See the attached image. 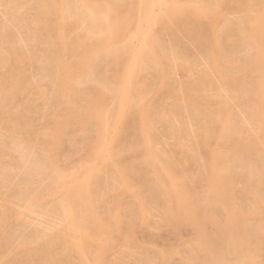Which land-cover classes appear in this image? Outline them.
<instances>
[{"label": "rangeland", "instance_id": "obj_1", "mask_svg": "<svg viewBox=\"0 0 264 264\" xmlns=\"http://www.w3.org/2000/svg\"><path fill=\"white\" fill-rule=\"evenodd\" d=\"M62 1L65 2V6L66 7L68 6L69 11L71 10V12L68 14H64L63 20L61 21L67 26L69 25L72 26V27H69L71 29L70 31H69V28H68V31L66 29L64 30L65 32H64L63 40L61 39V34H60L61 30L53 22L54 18L52 17V15H49V13L47 14V12L43 11L42 7L44 6V4H46L45 0H0V171H1L0 175L1 174L3 175L5 173V175L7 176V177L5 175L0 176V220H1L0 224L4 223L5 225L4 234L7 232V234H5L6 236L5 240L3 239L4 244H0V247L2 248V250L0 248V254L2 255L0 256V261L1 260L4 261L5 259L4 262H7V263H4V264H10L12 260H14L11 264H14V263L17 264L18 261L16 262L15 259L16 260L20 259V261H23V263L26 262L25 264H30V263L35 264L37 261L39 262V260H41L40 258L38 259L37 257H40L43 253L42 255L43 257L41 256L43 261H40L42 263L37 262L38 264H44V262L46 264H52L50 262H53V259H57V258L59 259V257H60L59 259L60 262L58 261V259L54 260L55 262L56 261L58 262L57 264H67V263L74 264L75 262H77L76 264H78V261L77 260L75 261L76 257H74L76 255L73 252L72 248H70L66 237H61L63 239L64 238L66 239V243L63 242V239L61 238L60 240L62 241H59V238H58L60 237V234L65 236V234L67 235V233L70 230H72V228H74L77 222V219L80 215L79 213L81 212V209H82V205L80 204V200L77 196H73L71 201L69 202L66 201V199L70 196L69 191L71 192L69 188L71 189V187H73L72 184H74V181L77 180L76 177H78V178H81L84 182L90 183L89 190H90V193H92L91 199H92V203L94 204V209L96 207L94 212L96 211L95 213L98 214L100 218L102 219L109 218V216L111 215L110 212L114 209V207H116L119 203L122 204L123 202L120 208L121 210H119L120 211L119 212L120 222L123 223L121 224V229L123 230L119 236L114 235L115 236L114 239L111 240L113 241V242H110L111 250L106 253V255H109V256L105 255L107 259L104 258L103 262L105 261L106 262L103 264H160V262L162 261L161 260L162 254L167 256V259H166L167 262H165V264H202L201 262H197L198 260H200V257H199L200 255H198L199 254L198 250H196L197 254H195L196 252L194 251L195 247L197 249L198 246L201 245V239H199V237L195 234V231L193 230V228H190V227L175 228L172 226L164 225L163 223V218L161 216V204H162L161 190H160L159 185L156 183L155 179L152 177L150 166L147 164V161H146L148 159H146L145 156H143L142 151L144 150L145 147H143V142L139 141L141 140V138L139 137L138 128L134 129L135 126L138 127V125H136V122H135V126H132L133 125L132 119H131L132 125L129 120L130 124H128L127 122L128 125L127 124L125 125L126 128L122 129L120 134L115 132V126L113 125L114 123L112 120H110L109 125H107L104 129L106 132V135L108 136L106 139V143H105L106 145L103 144L105 147L102 146L103 147L101 148L102 151L101 150L99 151L101 154L97 158L98 160L96 159L88 160L86 157L89 153L93 151L92 146L95 145L94 143L96 142L98 138V132H97L96 126L92 124H89V125L87 124L88 127L86 125L85 127L82 124L78 125L79 124L78 122H74L75 124L73 123L70 126H66L63 128L60 134V142L59 144L56 145L57 150L55 148H54L55 150H53L55 152V155L52 153V156L54 158V163L50 164L48 160L47 152L42 150L43 149V146L41 145L42 138L48 136L49 133L51 134V132H53V129L56 127V125L62 122L67 116L65 114L67 113L65 112L66 106L63 102L61 92H60L61 90H60L59 82L61 81L63 71L60 66L58 67L59 65L58 58H57L58 54L60 52H63L64 47H65V42H68V40H69V43L73 44L74 46L70 44L69 45L67 44V45L70 47V50L73 49L76 46L73 40L76 41V38H78L79 36L81 37L83 35L84 36L87 35L88 29H89V24L88 22H86L87 19L85 18L87 15H85L84 12H82L83 10L81 9H83V6L79 4L80 2H78L77 0L75 1L62 0ZM99 1L100 0H98V2L97 0H92L93 6L103 7V5L106 2V6L104 5V7H107L106 9H108L110 7L109 3L111 1H117L119 3L120 2L122 3L130 2V0H122V1L121 0L120 1L119 0H109L110 2H108L107 0H101L100 2ZM102 1L103 2L105 1V2L102 4ZM173 1L174 3H170L172 6L169 5L170 10L176 9L178 8V6L184 5L187 8L196 9L202 12L203 14H205L206 18H208L209 20H213L214 16L217 15L218 13L217 9H214V6L216 3H220L218 2V0L215 1V3H214V0H198L196 3L188 2V4L186 5V3L182 4L181 2L182 0H179L180 2L178 0H173ZM260 1L263 2L262 0H258V1L257 0H245L244 2L245 5L243 4V6L246 9L245 8L242 9L243 6L241 8H235V6L229 5L231 8L228 7V10L223 11L221 16L215 21V31H216L215 40L218 42L215 41L217 45L215 43L214 44H215V49H217L216 50L217 59L221 61L220 62L219 60H216V62L218 61V64H217L218 66L217 65L216 66L218 68L220 67L223 68V70L225 68L226 71L227 69L228 71L230 70L229 73L232 75H234L233 73H235L237 77L246 75L245 73L248 72L249 67H250V61L252 57L254 56V54L256 53V46H254L253 43L252 44L249 42H247L246 44L243 43L247 41L246 38L243 37V35H245V31L248 30L249 28L247 26L252 27L250 28L252 29V31H254L256 28H261L262 29L261 34L263 35V38H264V10L262 9V6H261L262 3H260ZM212 3H214V6ZM25 4L26 6H24ZM248 4L250 6H248ZM21 5L23 6L21 7ZM247 7H249V9H247ZM215 8H218V6L216 5ZM74 11H75V14H74ZM78 11L82 13H79ZM155 11L156 13H158L159 8H156ZM79 14L81 15L84 14L85 22L83 20V17L81 19L80 17L76 16ZM68 15H70L71 17H69ZM50 17L53 19H51ZM79 18L82 21H78L80 20ZM70 19L72 20L70 21ZM48 21L51 22V24H49ZM72 21L74 23H72ZM31 22L32 23L34 22V23L31 24ZM80 22H83V24L81 23L82 25H80ZM84 26L86 29L84 28ZM73 29L76 31H74ZM141 29L142 31H139L137 33L136 32H133L132 34L130 33L131 38L130 36H128L130 40H127V37H126L120 42H118L117 48L120 47L119 44L121 45V43L125 41V43H123L122 45H124L125 47L127 43L128 44L131 43L134 53L138 54L139 51H141V47L143 46L142 49H144L145 47L144 45L145 37L143 36L146 33L153 36V41L157 40L155 41V44L156 42L157 44L163 43L162 45L161 44L160 45L163 46L164 48L163 47L161 48L160 45H158L157 48L159 49L160 47L159 51L161 53L163 52L162 59L164 60L163 61L164 64L166 62L165 70L167 71L166 75H167V80L169 81V82L166 81L164 85H160L159 77H158L160 75V69H157V72L154 71L155 67L156 68H159V67H157L155 64H151L150 63L151 61L148 62L149 59L146 58L145 60L144 58V61H143L144 69L141 71L142 73L140 72L141 74L139 73L140 75L142 74L143 75L142 77L140 75H139L140 77L138 76L139 80L142 81L144 85H146V90H145L146 93H144V96L141 97V100L142 102H144V100L149 101V103L151 102L150 105L152 107H150L149 114H150V122L153 125L152 126L153 132H154L153 137L155 139L154 141L152 139L149 142H147L146 146L148 147V149L153 155L160 154V156L162 155L163 157L166 153L167 156H165V158L163 159H165V161H167L168 163L173 162L172 164L170 163L171 166L172 165L175 166L176 164L174 169H176V167L179 166L177 168V170L179 171V178L184 180L187 184H190V185L194 184L193 189L195 188L194 191L196 193L197 192L198 194L199 192L202 193L204 191V183L202 182L203 181L202 178H204L206 176L205 173L209 171L211 162H210V158L207 152L204 150V148L200 147L201 142H199L198 140L201 141V138H204L203 133L207 132L206 134H209L210 141L215 143L216 138L214 136H216V134L214 135L213 133H216L218 128L215 129L213 126H215L216 124L219 126L218 122H220V119L218 118H220L221 116L223 117L226 112H227L226 127L228 130H231L234 132L240 129L239 133L237 132L235 133L241 135L242 131L244 134H246L247 131L249 133V130H252L254 128L255 126V125L253 126L255 122L254 119H253L254 122H250V121L245 122V120H250L251 118H255L254 114H256V112L254 108H252L251 106L245 107V105L243 104L244 103L246 104V101H243V100L245 98H246L245 100H248L249 98L248 96H251L252 91H253L252 88L256 87L255 85L257 84V80L254 78L248 77L247 75L245 77L243 76L240 77L241 78L240 82H243L244 84L240 82L239 84H236L238 91L236 87L235 88L231 87L233 88V90L235 89L234 91L236 93L232 91V89L229 86H228L229 88L225 87L226 88L225 90H227L225 92L226 93L225 95L228 96L226 97L227 103L224 99V101L221 104H219L217 102L219 101L218 99H220V97H217V96L218 95L220 96V94L222 93V90H221L222 84L219 80L216 79V75L214 76L212 75L214 70L212 69L213 67L211 65L212 59H210L212 58V55H211L212 47H210L212 46L211 36H207V38H210L211 40L210 39L206 40L207 38L205 37L207 33L204 31H203L204 35L201 33H196V32H199V30H197L195 32L196 34L195 33L192 34V35H195L194 40L192 39V36L190 38L185 39V37H182L180 35H175V34H173L175 36H172V34H166V35L162 34V36L158 34V38H155L157 37V33H158L157 31H155V29L146 28L145 26ZM244 29L246 30L244 31ZM151 30H153L154 32L153 31L151 32ZM235 30H236V33H233L232 31H235ZM230 31L231 33H229ZM163 36H165V38ZM195 37L197 38V40L199 38V40L197 41ZM240 37L245 38V40L244 39L241 40L242 38ZM65 38L66 40L68 38V40L66 41ZM173 38H176V39H173ZM237 39L238 40L240 39V40L238 41ZM253 39L256 40L257 36H254ZM220 40L222 43L220 42ZM174 41L175 42L177 41V42L174 43ZM52 43L53 45L54 44L55 45L53 46ZM177 44L180 46H178ZM252 46L255 47V50ZM50 48L51 49L54 48V49L51 50ZM121 48H118V50L123 49ZM163 49L168 51V53L165 54L166 51ZM173 50L174 52L172 53ZM177 50H178V53H176ZM219 53H220V56H219ZM69 55L67 57H69ZM8 56L11 57L13 62L11 61V59L9 61ZM98 56L95 57V60L96 61H98L99 59L100 60L98 62L93 60L90 63V67H89L90 69H88V71L86 72L83 78L79 79L81 83L75 84L76 87L79 89L78 94L80 95L79 96L78 94H76L75 96L76 103L78 101L77 106L80 105L78 106V108L80 107L79 110L81 112H83L87 108L88 102L90 100L88 94H90L93 91V89L94 90L104 89L109 94L108 95L109 98L107 101L108 103L106 104L107 109H108V110L106 109L107 112H109V110L111 111L113 109L112 107L116 105L114 104L115 100L118 101L116 103H120L123 100L122 93H123L124 87L126 86L125 84L127 82L125 80L129 78V74L124 75L125 79L123 80L121 85L119 86H117L116 84L113 85L112 82H113V77L115 75L114 64L113 63L110 64V62H112L110 58H107V57L105 58L104 55L103 56L101 55V57L100 55ZM233 61L235 62L237 61L236 64L238 65H236V67L233 66ZM144 62H146L147 65ZM207 63L210 65V68ZM240 63L242 64L241 66H240ZM226 64L229 65V68H227L228 66ZM223 65H225L226 67ZM231 67H233L234 69ZM237 67H239L238 71H235V69L237 70ZM211 70H213V72H211ZM241 72L243 73L241 74ZM207 73H209L212 76H210L209 74L206 76ZM100 75L101 76L103 75V76L101 77ZM155 76H157V78ZM201 76L202 77L206 76V78H202ZM18 77H20L21 79ZM245 78L248 80H246ZM213 79L215 81H213ZM79 80L77 82H79ZM203 80H205L206 82ZM105 84L107 85L106 88L108 90L105 88ZM108 84H110L109 87H108ZM220 84H221V87H220ZM111 86L112 88L110 89ZM240 86L241 88H243V90L240 89ZM114 87L117 90L121 88L120 89L121 95L118 98L115 97L114 93H112L113 96L110 95L111 92H114L116 90ZM229 89L231 90L228 91ZM198 91L200 94L198 93ZM239 91L243 92L242 95L241 93H239ZM86 92L88 94H86ZM174 93H176L175 96H174ZM198 95H201L202 99L204 98L206 99L204 95H207V97H209V102H210V99L212 101V99L216 100V98H218L217 99L218 101L217 100H216L217 102L212 101L213 102L212 106L209 105L211 102L205 106H202L205 103L204 104L202 103L201 106H200L201 103L199 104V106L197 104L198 107L197 106H194V107L198 108L197 109L199 110L198 112L193 107V105H195L196 103H199V101L196 100L197 98L200 97ZM187 96L189 99L187 98ZM195 96L196 97L198 96V97L196 98ZM113 97L115 98L114 100L112 99ZM175 97H177L176 98L177 100L175 99ZM190 98H194V99H191L192 102L190 101ZM195 100L198 102H196ZM188 101L191 102L192 104L191 103L189 104ZM201 101L202 100H200V102ZM172 105L174 108L172 107ZM190 105L192 106V108ZM220 105H222L223 107L220 108L219 107ZM167 106L168 107L170 106L171 108L169 107V109L171 110L172 108L174 109L173 110L175 111L174 114L171 113L173 111L168 110ZM241 106L244 109L240 108ZM109 107H111L112 109ZM135 107L137 108V110H140L142 107V104L140 103L138 105V102H137ZM193 108L195 110H192ZM222 108H225V110ZM163 109L166 111L165 113V115L167 114L166 116L161 115ZM134 110L136 109L134 108ZM137 110L135 111L136 113H137ZM196 111L198 115L196 114ZM169 112H170V115H168ZM251 115L253 117H251ZM160 116H162V118L165 117V120L161 119ZM247 116L250 118L248 119ZM253 120L251 119V121ZM179 124H181L182 126L181 125L179 126ZM203 124H204V127L202 128ZM212 124L214 125L212 126ZM206 125H209L210 127L209 130L207 129ZM128 126L130 129L127 128ZM84 127L88 129L86 130ZM205 127H206L205 129L206 132L204 131ZM183 128L184 130H186V133L183 130ZM172 129L174 130L172 131ZM125 131L127 133H125ZM136 132H137L138 138L140 139H137V137L135 139ZM180 132H181V135H183L184 137L183 139L181 138L182 136L179 134ZM178 134L180 136L179 139H178ZM83 135L85 137H83ZM90 139L93 141H91ZM85 141L88 144H86ZM197 141L200 146L197 145ZM133 143L137 144V146L133 145ZM221 144L220 146L214 147L215 150L213 153L215 156L221 155L220 157L223 159L222 160L221 158L217 157L218 159L222 160V161H219L220 165H218L217 167L219 172L223 173L224 171L222 170L228 169L229 171L227 170L226 172H224L225 175L228 174V176L233 180H236L235 179V175H236V178H239V180H243L242 182L240 181L241 184L238 183L239 180H237V183H235L236 185L235 187L237 190L236 191L237 196L235 197H237L238 199L235 198L237 200L235 199L232 200L234 209H236V212L238 210V214L241 213L239 215L246 218L250 228L253 227L252 229L255 228V230H258L261 227V225H259V228H258V224L260 222H261L260 224H263V220H262L263 218L260 217L261 210L257 205H255L254 200L260 199V201L264 202V189H261V190L259 189L260 191H263L261 193L259 190L258 192L257 190L256 192L255 190L247 191L248 193L247 195L251 197L250 199L248 196H247L248 198H245V197L243 198L242 194L240 193L241 192L243 193L245 191L247 185H250V183L252 185L256 183V181L259 180L260 176L259 177L257 176L261 173V172H258L261 168L260 167L261 163L259 164V162H257V159L251 155H246V157L245 155L242 156L240 154L238 156L237 155L228 156L227 152L225 151V148ZM216 151L217 153H215ZM182 153H184L185 159L181 158L183 155ZM217 154H220V155H217ZM42 156H47V158L42 157ZM167 157L168 158L170 157V158L167 159ZM191 157L195 159L192 160L190 159ZM251 157H254V158H251ZM43 158H45V160ZM186 159H188L187 165L186 163H184L186 162ZM237 161H239V164ZM33 162H34V165H33ZM179 163L180 164L183 163V164L180 165ZM232 163L233 165H235L234 167ZM37 165H40V166H37ZM42 165L45 167H43ZM51 165H52V168L50 167ZM147 165L149 166V168ZM239 165L241 166L239 167ZM21 166L23 167L20 168ZM95 166L101 174L100 173L98 174L95 173L96 175L93 174L92 168H95ZM133 166L135 167V170ZM225 166H227V168H225ZM256 166L260 167L258 171H257L258 167L256 168ZM34 167L35 169H39L40 171L38 170L35 171V169H33ZM41 168L43 169V171ZM120 169H124L128 173V175H130L132 178L130 176L129 177L132 180L134 179L133 180L134 182L139 183V184H136V188L134 191L123 193L122 190L120 189L121 185L119 183V180H116L117 176L114 173L115 170H120ZM22 170L24 171L22 172ZM231 170H232V173H231ZM254 170L255 172H258V173H256L257 174L256 175L254 172L253 173L254 176L253 175L251 176L252 173H250V171H254ZM142 173L144 174V177H146L145 180L143 178ZM249 173L250 175L248 176ZM99 174H100V177H99ZM8 175L10 176L8 177ZM149 175L150 177L148 179ZM94 176L96 177L94 178ZM243 176L244 177L247 176V177L244 178ZM248 177H250V179L252 180H253L252 177H254V181L250 182V179H248ZM255 178H257V180ZM247 180L249 181V184L247 183L246 185ZM55 189H57V192L54 194L53 192L55 191L53 190ZM238 189L243 190V191L239 192L240 190ZM159 190L160 192H158ZM136 191L142 196L143 200L147 204L146 208H148L149 210L148 212L150 214L148 217L147 223L141 222L140 220L141 213H140V209L138 206V202L136 201V197H135ZM118 192L120 193L117 194ZM142 192L144 193V195L141 194ZM252 192L255 194H253ZM60 194L64 198L61 197ZM92 197H94L95 199ZM158 197H161V198L159 199ZM74 199H76L77 202ZM240 199H243V201ZM61 202L63 203V205L61 204ZM73 202L74 204H72ZM196 207H197L196 209H199V208L200 210L202 209L201 211H206V209L210 208L208 204H203L201 207L197 205ZM215 211L218 212L220 210L219 209L217 210L216 208ZM62 214H64V217L65 216L67 217L64 218ZM218 215L222 217L223 219V216H224L223 213L222 214L220 213ZM206 230L209 233L208 240L216 252L215 255H216L218 264H228L232 260V258H230L228 255V249H227V245L225 244V240L223 238H218L216 226L209 224L206 226ZM57 231L58 233L61 232L58 237H57L58 235ZM63 231L65 233H63ZM8 234H11V236ZM52 235L53 237L54 236L57 237V238L54 237L56 238V240L54 241L55 243L53 242L52 238H51L52 241L50 239ZM26 237H29V238L27 239ZM31 238H32V242H30ZM46 238L50 240L51 242H53L52 243L53 248L52 246L49 247L50 244L48 246L47 243L49 242H47ZM39 239H40V242H39ZM37 242L39 245H37ZM61 243L62 244L65 243V244L61 245ZM40 244H41L42 250L44 247V250H43L44 252H42L41 250L42 253L41 252L39 253V251H37L38 248L37 250L34 248L36 247V245L37 247L41 248ZM251 245H252L251 247L252 251L247 253L250 258L251 263L253 264L263 263L264 264V245L261 250H258L256 248V245H257L256 242L251 243ZM20 246L21 247L23 246L22 247V250L24 249L23 252L25 251V249L27 248L28 249L26 250V252L23 253L21 252ZM24 246L26 248H24ZM62 246L63 248L65 247L64 250L66 251L61 250ZM32 247L36 251L35 250L32 251L33 249ZM19 248H20L21 254L18 253L19 251L16 252V249L19 250ZM67 249H70V250H68L67 252ZM89 249L90 248H88L87 250V253L89 252L88 253L89 255L86 254V257H87L86 259H88L89 261H93L92 257H94V254L92 255L90 253L94 251L93 249H90V250ZM58 250L61 253H59ZM15 252L16 254H18V257L16 258L14 257ZM70 252H72L74 256L73 255L70 256L71 254ZM67 253L69 255L68 257H67ZM24 255H25V258H24ZM53 255H55L56 257H54ZM44 256H46V258H44ZM194 256L196 257L195 259H194ZM27 257H29V259ZM33 257H34V260H32ZM49 257L52 259H49ZM43 258L47 259L46 260L47 262L44 261ZM63 258L66 261L62 260ZM8 259H11V262H8ZM25 259L26 260L28 259L27 260L28 263ZM72 259H74V261H72ZM30 260L31 262H29ZM55 262H53V264ZM208 262L209 261H207L206 263L210 264ZM0 264L2 263L0 262ZM20 264H22V262Z\"/></svg>", "mask_w": 264, "mask_h": 264}, {"label": "bare ground", "instance_id": "obj_2", "mask_svg": "<svg viewBox=\"0 0 264 264\" xmlns=\"http://www.w3.org/2000/svg\"><path fill=\"white\" fill-rule=\"evenodd\" d=\"M46 1V4H44V6L42 7L43 8V11L44 12H47V14L49 13V15H52V17L54 18H51L53 19L55 25L61 30V39L63 40L64 38V30L66 29L68 31V28L69 27H72V26H67L65 25L61 20H63V16L64 14H68L71 12V10L69 11V8L68 6L66 7L65 6V2H63L62 0H45ZM69 1V0H68ZM75 1V0H73ZM78 2H80L79 4H81L83 6V10L82 12H84L85 15H87L85 18L87 19L86 22H88L89 24V29H88V33L87 35H83V36H79L78 38H76V41L73 40V42H75L76 46L70 50V47L68 46L70 43H69V40L68 42H65V47H64V50L63 52H60L58 54V67L60 66L62 68V71H63V74H62V77H61V81L59 82L60 84V92H61V96H62V99H63V102L65 104V108H66V111L67 113H65L67 116L66 118L58 123L56 125V127L53 129V132H51V134L49 133L48 136L42 138V146H43V149L45 152H47V156H48V160L50 162V164L54 163V158L52 156V153L55 155V152L53 150H57L56 148V145L59 144L60 142V134H61V131L63 130L64 127L66 126H70L71 124H73L74 122H78L80 124H82L83 126H87V124H92L94 126H96V129H97V132H98V138L96 140V142L94 143L95 145L92 146V152L89 153L86 157L88 160H98L97 158L99 157V155L101 154L99 151L101 150V148H103L102 146L106 145V139H107V135H106V132H105V127L107 125H109L110 123V120L113 121V125L115 126V132L116 133H119L121 132L122 129L126 128L125 125L127 124H130L131 123V119L133 121V125L131 123L132 126H135V122H136V125H138V127H134V129L138 128V131H139V137L141 138V140L139 141H142L143 142V147L144 150L142 151L143 153V156H145L146 160L147 161V164L150 166V169H151V174H152V177L155 179L156 183L159 185L160 187V190H161V195H162V198L161 197H158L159 199L161 198L162 199V204H161V216L163 218V223L164 225H168V226H172V227H175V228H180V227H190V228H193V230L195 231V234L199 237V239H201V245L198 246V248L196 249L195 247V252L196 250H198L199 254L200 255V260H198L197 262H201L202 264H207L206 262L209 261L208 263L210 264H218L217 262V258H216V252L214 250V248L211 246L209 240H208V236H209V233L207 232L206 230V226L211 224V225H214L216 226V229H217V236L218 238H223L225 240V244L227 245V249H228V255L230 258H232V260L228 263V264H253L251 263L250 261V258L248 256V252L252 251V245L251 243L253 242H256V248L258 250H261L263 245H264V202L263 201H260V199H257V200H254V203L255 205H257L260 210H261V213H260V217L263 218V224H258V228H259V225H261V227L258 229V230H255L250 228V226L248 225V221L246 220V218H244L243 216L239 215L241 213L238 214V210L236 212V209H234V206L232 204V200H234L235 196H237V190H236V185L235 183H237V180H239V178H236V175H235V179L236 180H233L231 179L228 174L225 175L224 172H226L228 169H225V170H222L224 171L223 173L219 172L218 170V165L219 164V161H222L223 159L220 157L221 155L220 154H217V155H220V156H215L213 153H214V147H217V146H220L221 142L223 145V147L225 148V151L227 152L228 156L229 155H232V156H235V155H251V156H254L256 159H257V162H259V166H256L257 168V171L258 169L260 168V170L258 172H261L257 177H259V180L256 181V183L252 184L250 183V185H247V183L249 184V181L247 180L246 182V189L245 191L242 193L241 191L243 190H240L239 192H241L240 194H242L243 198H248L249 196L247 195V191H250V190H258L260 189H264V38H263V35L261 34L262 32V29L261 28H256L254 31H252V27L250 26H247L249 27L248 30L244 29L245 31V35H243V37L246 38V42H243V43H253L254 46H256V53L254 54V56L252 57L251 61H250V67H249V70L247 73H245L248 77H251V78H254L257 80V84L255 85L256 87L252 88L253 91H252V94L251 96H248V100H243V101H246V104L244 103L243 105L246 106H251L252 108H254L256 114H253L255 115V118H251L252 120L254 119L253 121L250 120H245V122H254L253 126L254 128L252 130H249V133L248 131L246 132V134L241 133V135L237 134L239 133V130L238 131H231V130H228L227 127H226V115H227V112L225 113V115L221 118H218L220 119V122L219 123V126L215 125L213 126L214 124H212V126L216 129H217V132L216 133H213L214 135L216 134V136H214L216 139H215V143L211 142L210 139H209V134H206V127L207 129L209 130V125H206V127L204 128V131L206 133H203V137L204 138H201V141L198 140L199 142H201V146L198 144V141H197V145L200 146L201 148H204V150L207 152L209 158H210V162H211V166H210V169L206 174V176L203 179V183H204V191L202 193L198 192L196 193L193 189V185H190V184H187L184 180L180 179L179 178V171L177 170V168L179 167H176V169H174L175 166L174 165H170L171 162H167L165 161V155L162 157V155L160 156L159 155H153L150 150L148 149V147L146 146L147 142H149L150 140L153 139V141L155 140L154 137H153V128H152V124L150 122V107H152L149 103V101H145L142 102L141 100V97L144 96V93L145 90H146V85H144V83H142V81L139 80V77L142 75H140L142 72V70L144 69V66H143V61H144V58L146 60L151 61L150 63L151 64H155L157 67L159 68H154L157 72V69H160V75L158 76L159 77V84L160 85H164L167 80V75H166V62L164 64V60L162 59V54L163 52L161 53L159 50H160V47L159 49L157 48L158 45L160 44H155V41H153V36L149 35L148 33H146L143 37H145V47L144 49H142L141 47V51H139L138 54H135L134 51H133V47H132V44L131 43H127V45L124 47V45H122L123 43H125V41L123 43H121V45L119 44L120 47L118 48H121L122 46V50H118L117 48V43L120 42L121 40H123L124 38L127 37V40H130L128 38V36H130L133 32H139V31H142L141 28H143L144 26L146 28H152V29H155V31H157V37L155 38H158V34H160L162 36V34L166 35V34H172V36H175V35H180L182 37H185L186 38H190L192 36V39L194 40V36L195 35H192L193 33H195L197 30H199V32H196V33H201L203 34V31L207 33L206 37L207 36H211L212 38V49H211V55H212V69L214 70H211L212 75H216V79L219 80L222 84V93L220 94V96L218 95L217 97H220V99L216 98V100H213L212 101H216L217 103L221 104L224 99L225 101L227 100L226 97H228L227 95H225L226 91L225 90L226 88L225 87H236V84H239L242 76L240 77H237L235 75V73H233L234 75L230 74L228 69L227 71L223 70V68H218L217 64H218V61L216 62V60H219L217 59V56H216V50L215 49V44L217 45V43H215V37H216V31H215V21L221 16L222 12L225 11V10H228V7L230 6H235V8H241L243 6V4L245 5V0H218V2L220 3H216L215 6L217 5L218 8H215L214 6V3L215 1L217 0H214V3L213 6H214V9H217V15L214 16V19L213 20H209L208 18H206L205 14H203L202 12L196 10V9H190V8H187L185 7L184 3H186V5L188 4V2H194L196 3L198 0H182V6H178V8L176 9H171L169 8V5H171L170 3H174L173 0H130V2H126V3H122V2H117V1H109L107 0L109 3V8L106 9L107 7H104V5L106 6V2L105 4L103 5V7L106 9H104L103 7H95L93 6L92 4V0H77ZM101 1V0H100ZM99 1V2H100ZM120 1V0H119ZM122 1V0H121ZM173 1V2H172ZM179 1V0H178ZM258 1V0H257ZM263 2L260 1V3H262V9L264 10V0H262ZM24 2V1H23ZM98 2V0H97ZM102 1V4L104 3ZM107 2V3H108ZM125 2V1H124ZM180 2V1H179ZM201 2V1H200ZM209 2V1H208ZM207 2V3H208ZM247 2V1H246ZM25 3V2H24ZM23 3V4H24ZM96 3V1H95ZM211 3V2H210ZM258 3V2H257ZM68 4V3H67ZM66 4V5H67ZM179 4V3H178ZM193 4V3H192ZM251 4V3H250ZM253 4V3H252ZM108 5V4H107ZM177 5V3H176ZM180 5V4H179ZM190 5V4H189ZM230 5V6H229ZM259 5V4H258ZM23 5H21L22 7ZM26 6V4L24 5ZM80 6V5H79ZM99 6V5H98ZM172 6V5H171ZM247 6V5H246ZM248 6H250L248 4ZM252 6V5H251ZM260 6V7H261ZM195 7V6H194ZM210 7V6H209ZM259 7V8H260ZM24 8V7H23ZM71 8V6H70ZM82 8V7H81ZM156 8H159V12L156 13L155 9ZM231 8V7H230ZM245 8L244 6L242 7V9ZM87 12H85L84 11ZM198 9V8H197ZM246 9V8H245ZM247 9H249V7H247ZM251 9V8H250ZM235 10V9H234ZM80 11V10H79ZM78 11V12H79ZM203 11V10H202ZM216 11V10H215ZM240 11V10H239ZM249 11V10H248ZM262 11V10H261ZM40 12V11H39ZM82 12H79V13H82ZM43 13V12H42ZM243 13V12H242ZM258 13V12H257ZM72 14V13H71ZM74 14H75V11H74ZM84 14H79V15H76L77 17H80L82 19L83 17V20L85 22V18H84ZM45 15V14H44ZM48 15V16H49ZM258 15V14H256ZM262 15V14H261ZM38 16V14H37ZM47 16V17H48ZM69 17H71L70 15H68ZM75 16V17H76ZM40 17V16H39ZM30 18V17H29ZM43 18V17H42ZM73 18V17H72ZM79 18V19H80ZM247 18V17H246ZM245 18V19H246ZM256 18V17H255ZM78 19V18H76ZM78 20V21H82V20ZM248 19V18H247ZM259 19V18H258ZM26 20V19H25ZM72 19H70L71 21ZM253 20V19H252ZM30 21V20H29ZM69 21V23H70ZM246 21V20H244ZM42 22V21H41ZM40 22V24H41ZM49 22V21H48ZM250 22V21H249ZM252 22V21H251ZM34 23V22H33ZM31 22V24H33ZM37 23V22H36ZM72 23H74L72 21ZM79 23V22H78ZM83 22H80V25H82ZM244 23V22H243ZM30 24V23H29ZM48 24V23H47ZM46 24V25H47ZM49 24H51V22H49ZM245 24V23H244ZM38 25V24H37ZM45 25V26H46ZM54 25V26H55ZM72 25V24H71ZM262 25V24H261ZM53 26V25H52ZM243 26V25H242ZM246 27V28H247ZM258 27V26H256ZM49 28V27H48ZM85 28V26H84ZM237 28V27H236ZM241 28V27H240ZM36 29V28H35ZM42 29V28H40ZM81 29V28H80ZM86 29V28H85ZM238 29V28H237ZM45 30V29H44ZM71 29L69 28V31ZM74 30V29H73ZM72 30V31H73ZM201 30V31H200ZM233 30V29H232ZM76 31V30H74ZM153 30H151L152 32ZM150 32V34H151ZM154 32V31H153ZM233 33H236V30L235 31H232ZM242 32V31H241ZM254 32V33H253ZM69 33V32H67ZM78 33V32H76ZM131 33V34H130ZM145 33V32H144ZM195 33V34H196ZM231 33V31L229 32ZM232 33V35H233ZM129 34V35H128ZM175 34V35H173ZM228 34V33H227ZM68 35V34H67ZM136 35V34H135ZM204 35V34H203ZM219 35V34H217ZM226 35V34H225ZM240 35V33H239ZM66 36V34H65ZM133 36V35H132ZM221 36V35H220ZM237 36V35H235ZM254 36H257V39L254 40ZM60 37V36H59ZM152 37V38H151ZM165 38V36H163ZM168 37V35H167ZM199 37V36H198ZM243 37H240L242 38L241 40H245V38ZM57 38V37H56ZM131 38V36H130ZM154 38V39H155ZM162 38V37H161ZM177 38V37H176ZM176 38H173V39H176ZM181 38V37H180ZM196 38V37H195ZM202 38V37H201ZM226 38V37H225ZM237 38V37H236ZM72 39V38H71ZM70 39V41H71ZM163 39V38H162ZM183 39V38H182ZM210 38H207L206 40H209ZM218 39V37H217ZM230 39V38H229ZM235 39V38H234ZM60 40V39H59ZM66 40V38H65ZM66 40V41H67ZM184 40V39H183ZM197 40V38H196ZM199 40V38H198ZM197 40V41H198ZM211 40V39H210ZM238 40V39H237ZM240 40V39H239ZM238 40V41H239ZM132 41V40H131ZM161 41V40H160ZM233 41V40H232ZM55 42V41H54ZM72 42V43H73ZM164 42V40H163ZM177 42V41H176ZM174 41V43H176ZM218 42V41H216ZM221 42V40H220ZM219 42V44H220ZM237 42V41H236ZM235 42V43H236ZM58 43V41H57ZM61 43V42H60ZM172 43V42H171ZM189 43V41H188ZM209 43V42H208ZM215 43V44H214ZM222 43V42H221ZM233 43V44H235ZM238 43V42H237ZM62 44V43H61ZM68 44V45H67ZM163 44V43H162ZM161 44V45H162ZM179 44V43H178ZM177 44V45H178ZM181 44V43H180ZM183 44V43H182ZM53 45V43H52ZM51 45V46H52ZM55 45V44H54ZM53 45V46H54ZM70 45H73V44H70ZM116 45V46H115ZM157 45V46H156ZM160 45V46H161ZM186 45V44H185ZM188 45V44H187ZM52 46V47H53ZM74 46V45H73ZM165 46V45H164ZM180 46V45H178ZM191 46V45H190ZM200 46V45H199ZM242 46V45H241ZM57 47V45H56ZM62 47V46H61ZM163 46H161L162 48ZM188 47V46H187ZM192 47V46H191ZM253 47V46H252ZM164 48V47H163ZM171 48V47H170ZM176 48V47H175ZM231 48V47H230ZM245 48V47H244ZM254 50H255V47H253ZM51 49V48H50ZM54 49V48H52ZM51 49V50H52ZM135 49V48H134ZM166 49V48H165ZM163 49V50H165ZM168 49V48H167ZM178 49V48H177ZM252 49V48H251ZM162 50V51H163ZM228 50V49H227ZM166 51V50H165ZM207 51V50H206ZM233 51V50H232ZM174 52V50L172 51V53ZM204 52V51H203ZM209 52V51H208ZM218 52V51H217ZM168 51L165 52V54H167ZM178 53V50L177 52ZM52 54V53H51ZM54 54V53H53ZM69 57H67L68 55ZM191 54V53H189ZM98 55H101L105 56V58H110L112 62L114 64V67H115V75L113 77V82L112 84L113 85H121V83L123 82V80L125 79L124 78V75L126 74H129V78L126 79L125 81L126 82V86L124 87V90H123V93H122V96H123V100L122 102L120 103H116L118 101L115 100L114 105L112 108V110L109 112L106 111L107 109V101H108V98H109V94L103 89H93V91L88 94L86 92V94H88L90 100L88 102V105H87V108L81 112L78 108V105L77 106V103H76V94H78L79 92V89L76 87V83H81L80 82V78H83L84 75L86 74V72L88 71V69H90V63L95 60V57H97ZM219 56H220V53H219ZM218 56V58H219ZM9 57V56H8ZM7 57V58H8ZM99 57V56H98ZM207 57V56H206ZM205 57V58H206ZM56 58V57H55ZM56 58V59H57ZM222 58V57H221ZM234 58V57H233ZM11 57H9V61H10ZM54 59V60H56ZM99 59V58H98ZM97 59V60H98ZM53 60V59H52ZM100 60V59H99ZM98 60V61H99ZM104 60V59H103ZM207 60V59H206ZM239 60V59H238ZM12 61V59H11ZM18 61V60H17ZM16 61V62H17ZM96 61V60H95ZM96 61V62H98ZM108 61V60H107ZM199 61V60H198ZM220 61V60H219ZM13 62V61H12ZM11 62V64H12ZM20 62V61H19ZM52 62V61H51ZM147 62V63H148ZM201 62V61H200ZM206 62V61H205ZM208 62V61H207ZM221 62V61H220ZM237 62V61H236ZM235 61H233V66L236 67V64ZM50 63V62H49ZM95 63V62H94ZM107 63V62H106ZM146 64V62H144ZM197 63V62H196ZM100 64V63H99ZM144 64V65H145ZM208 64V63H207ZM229 64V63H228ZM244 64V63H243ZM9 65V64H8ZM147 65V64H146ZM168 65V64H167ZM209 65V64H208ZM217 65V66H216ZM227 65V64H226ZM242 64L240 63V66ZM246 65V64H245ZM57 66V65H56ZM95 66V65H93ZM99 66V65H98ZM222 66V65H221ZM225 66V65H223ZM229 68V65H227ZM106 67V66H105ZM111 67V66H110ZM113 67V66H112ZM226 67V66H225ZM246 67V66H244ZM243 67V68H244ZM95 68V67H94ZM109 68V67H108ZM146 68V66H145ZM209 68H210V65H209ZM233 68V67H231ZM238 68L237 67V70L235 69V71H238ZM241 68V67H240ZM59 69V68H58ZM92 69V68H91ZM96 69V68H95ZM149 69V68H148ZM234 69V68H233ZM111 70V69H109ZM114 70V68H113ZM169 70V69H167ZM232 70V69H231ZM243 70V69H241ZM239 70V71H241ZM247 70V69H246ZM59 71V70H58ZM94 71V69H93ZM233 71V70H232ZM141 72V73H140ZM147 72V70H146ZM207 72V71H206ZM57 73V72H56ZM140 73V74H139ZM145 73V72H144ZM159 73V71H158ZM156 73V74H158ZM238 73V72H237ZM243 72H241L242 74ZM59 74V73H58ZM61 74V72H60ZM99 74V73H98ZM155 74V75H156ZM205 74V73H204ZM209 73L206 74V76L208 75ZM83 75V76H82ZM89 75V74H88ZM87 75V76H88ZM140 75V76H139ZM203 75V74H202ZM210 75V74H209ZM210 75V76H212ZM245 75V76H246ZM20 76V75H19ZM101 76V75H100ZM103 76V75H102ZM101 76V77H102ZM108 76V75H107ZM139 76V77H138ZM206 76L202 77V78H206ZM243 76V77H245ZM94 77V75H93ZM98 77V76H97ZM100 77V78H101ZM106 77V76H105ZM144 77V76H143ZM157 78V76H155ZM20 78V77H18ZM99 78V77H98ZM104 78V77H103ZM155 78V79H156ZM209 78V77H207ZM211 78V77H210ZM213 78V77H212ZM21 79V78H20ZM23 79V78H22ZM109 79V78H108ZM170 79V78H169ZM215 79V78H214ZM213 79V81H215ZM243 79V78H242ZM246 79V78H245ZM244 79V80H245ZM79 80V82H77ZM82 80V79H81ZM92 80V79H91ZM112 80V79H111ZM207 80V79H206ZM248 80V79H246ZM245 80V81H246ZM86 81V79H85ZM158 81V80H157ZM205 81V80H203ZM212 81V83H213ZM19 82V81H18ZM21 82V81H20ZM101 82V81H100ZM106 82V81H105ZM169 82V81H168ZM167 82V83H168ZM206 82V81H205ZM209 82V81H208ZM108 83V81H107ZM215 83V82H214ZM240 83H243V82H240ZM200 84V83H199ZM216 84V83H215ZM213 84V85H215ZM221 84H220V87H221ZM244 84V83H243ZM22 85V84H20ZM101 85V84H99ZM110 84H108V87H109ZM205 85V84H204ZM18 86V85H17ZM103 86V85H102ZM101 86V87H102ZM106 84H105V88H106ZM201 86V85H199ZM208 86V85H207ZM211 86V85H210ZM219 86V85H218ZM239 86V85H238ZM242 86V85H241ZM240 86V89L243 90V88H241ZM19 87V86H18ZM121 87V86H120ZM205 87V86H204ZM214 87V86H213ZM228 87V88H229ZM96 88V86H95ZM112 88V86L110 87V89ZM115 88V87H114ZM118 88V87H117ZM14 89V88H13ZM107 89V88H106ZM116 89V88H115ZM121 89V88H120ZM115 90L114 92H111V96H113L112 93L115 94V97L118 98L120 97L121 95V90ZM204 89V88H203ZM206 89V88H205ZM232 91L233 88H231ZM231 89H229L228 91H230ZM237 89V87H236ZM108 90V89H107ZM202 90V89H201ZM207 90V89H206ZM89 91V90H88ZM110 91V90H109ZM238 91V89H237ZM247 91V90H246ZM14 92V91H13ZM235 92V91H234ZM20 93V91H19ZM199 93V91H198ZM236 93V92H235ZM238 93V92H237ZM239 93H241L242 95V91ZM176 93H174V96H175ZM197 94V92H196ZM200 94V93H199ZM17 95V94H15ZM58 95V94H57ZM79 95V94H78ZM84 95V94H83ZM202 95V94H201ZM201 95H198L200 96V100H202L200 102L199 98H197L196 96V100L199 101V103H194L195 105L194 106H200L202 105V103L204 105L202 106H205V105H208L210 102L209 105L212 106V101L210 99V102H209V97H207V95H204V97H206V99H202V96ZM80 96V95H79ZM85 96V95H84ZM173 96V97H174ZM177 96V95H176ZM12 97V96H11ZM243 97V96H242ZM241 97V98H242ZM246 97V96H245ZM177 97H175L176 99ZM188 98V96H187ZM208 98V99H207ZM244 98V97H243ZM8 99V98H7ZM10 99V98H9ZM81 99V98H80ZM113 100L115 99L114 97L112 98ZM111 99V100H112ZM174 99V100H175ZM189 99V98H188ZM191 99H194V98H190V101L192 102ZM12 100V99H11ZM79 100V99H78ZM119 100V99H118ZM141 100V101H140ZM177 100V99H176ZM185 100V98H184ZM195 100V101H196ZM10 101V100H9ZM194 101V100H193ZM196 101V102H198ZM4 102V101H3ZM138 102V105L141 103L142 104V107L140 110H137V108L135 107V105L137 104ZM189 102V101H188ZM189 102V104L191 103ZM227 103V101H226ZM243 103V102H242ZM12 104V103H11ZM83 104V103H82ZM86 104V103H85ZM192 104V103H191ZM216 104V103H215ZM223 105V104H222ZM222 105H220L219 107H223ZM229 105V104H228ZM241 105V104H240ZM86 106V105H85ZM84 106V107H85ZM175 106V105H174ZM191 106V105H190ZM197 106V107H198ZM226 106V104H225ZM168 107V106H167ZM170 107V106H169ZM168 107V110L170 111H173L174 107L172 105V110L169 109ZM176 107V106H175ZM188 107V106H187ZM195 108L196 110L198 108ZM134 108L137 110V113L135 112L136 110H134ZM163 108V107H162ZM166 108V107H165ZM171 108V107H170ZM186 108V107H185ZM192 108V106H191ZM192 109V110H195V109ZM231 108V107H230ZM235 108V107H233ZM239 108V106H238ZM240 108H243L242 106ZM153 109V108H152ZM176 109V108H175ZM188 109V108H187ZM225 110V108H222ZM228 109V108H227ZM244 109V108H243ZM242 109V110H243ZM248 109V108H247ZM108 110V109H107ZM158 110V109H157ZM161 110V109H160ZM179 110V109H178ZM233 110V109H232ZM235 110V109H234ZM156 111V110H155ZM190 111V110H189ZM199 112V110H197ZM197 111H196V114H197ZM222 111V110H221ZM220 111V112H221ZM158 112V111H157ZM175 111L171 112L174 114ZM181 112V111H180ZM187 112V111H186ZM191 112V111H190ZM193 112V111H192ZM166 111L163 109L162 110V113L161 115L163 116H166L165 115ZM224 113V112H222ZM232 113V112H231ZM243 113V112H242ZM246 113V112H245ZM248 113V112H247ZM195 114V115H196ZM168 115H170V112L168 113ZM172 115V114H171ZM178 115V113H177ZM198 115V114H197ZM200 115V114H199ZM233 115V114H232ZM56 116V115H55ZM162 116H160L161 119H164L165 120V117L162 118ZM175 116V115H174ZM184 116V114H183ZM230 116V115H229ZM250 116V115H249ZM173 117V116H171ZM177 117V116H176ZM239 117V116H238ZM241 117V116H240ZM248 117V116H247ZM251 117H253L251 115ZM168 118V117H167ZM230 118V117H229ZM228 118V119H229ZM250 117H248L249 119ZM60 120V119H58ZM129 120H130V123H129ZM160 120V119H159ZM163 120V121H164ZM181 120V119H180ZM55 121V120H54ZM229 121V120H228ZM59 122V121H58ZM57 123V122H56ZM154 123V122H153ZM209 123V122H208ZM244 123V122H243ZM75 124V123H74ZM127 124V125H128ZM207 124V122H206ZM91 125V127H92ZM181 124H179L180 126ZM184 125V124H183ZM249 125V124H248ZM74 126V125H73ZM85 126V127H86ZM182 126V125H181ZM252 126V127H253ZM20 127V126H19ZM84 127V128H85ZM88 127V126H87ZM90 127V126H89ZM131 127V126H130ZM155 127V126H154ZM186 127V126H185ZM184 127V128H185ZM204 127V124L202 126V128ZM251 127V128H252ZM16 128V127H15ZM129 128V126L127 127ZM133 128V127H132ZM131 128V129H132ZM174 128V127H173ZM183 128V130H184ZM201 128V127H200ZM229 128V127H228ZM52 129V128H51ZM69 129V127H68ZM86 130L88 128H85ZM95 129V128H94ZM130 129V128H129ZM24 130V129H23ZM66 130V129H65ZM174 129H172L173 131ZM207 130V131H208ZM211 130V129H210ZM67 131V130H66ZM94 131V130H93ZM96 131V130H95ZM132 131V130H130ZM136 131V130H135ZM134 131V132H135ZM185 133H186V130H184ZM201 131V130H200ZM203 131V130H202ZM48 132V131H47ZM85 132V131H84ZM83 132V133H84ZM87 132V131H86ZM128 132V130H127ZM125 131V133H127ZM237 132V133H235ZM118 134V135H119ZM181 135V132L179 133ZM179 134H178V139H179ZM206 134V135H204ZM244 134V135H242ZM19 135V134H18ZM96 135V134H95ZM212 135V134H211ZM135 136V135H134ZM133 136V137H134ZM182 139L184 138L183 135H181ZM202 136V134H201ZM213 136V135H212ZM211 136V137H212ZM29 137V136H28ZM83 137H85L83 135ZM88 137V135H87ZM90 137V136H89ZM140 139L138 138L137 136V132H136V136H135V139ZM210 137V138H211ZM40 138V139H41ZM65 138V137H64ZM200 138V136H199ZM198 138V139H199ZM25 139V138H24ZM38 139V137H37ZM39 139V140H40ZM203 139V140H202ZM28 140V139H27ZM91 140V139H90ZM93 141V140H91ZM138 141V142H139ZM62 142V141H61ZM64 142V141H63ZM86 142V141H85ZM36 143V142H35ZM86 144H88L86 142ZM104 144V145H103ZM133 145H136L137 144H134ZM145 145V146H144ZM140 146V145H139ZM88 147V145H87ZM90 147V146H89ZM105 147V146H104ZM37 148V147H36ZM55 148V149H54ZM223 148V150H224ZM88 149V148H87ZM36 150V149H35ZM138 150V149H137ZM136 150V151H137ZM155 150V149H154ZM203 150V151H204ZM90 151V150H89ZM102 151V150H101ZM223 151V152H225ZM158 152V151H156ZM155 152V153H156ZM222 152V154H223ZM217 153V151L215 152ZM45 154V153H44ZM183 154V155H182ZM182 159H185L184 157V153H182ZM138 155V154H136ZM47 156H42V157H46ZM141 156V155H140ZM169 156V155H168ZM56 157V156H55ZM171 157V156H170ZM169 157V158H170ZM184 157V158H183ZM187 157V156H186ZM217 157L221 158V159H218ZM224 157V156H223ZM241 157V156H240ZM254 157H251V158H254ZM57 158V157H56ZM167 157V159H169ZM45 160V158H43ZM179 159V158H178ZM190 159H195V158H190ZM197 159V158H196ZM235 159V158H234ZM237 159V157H236ZM239 159V158H238ZM244 159V158H243ZM87 160V161H88ZM176 160V159H175ZM181 160V159H180ZM233 160V159H232ZM241 160V159H240ZM255 160V159H254ZM42 161V160H41ZM191 161V160H189ZM235 161V160H234ZM248 161V160H247ZM253 161V160H252ZM36 162V161H35ZM40 162V161H39ZM43 162V161H42ZM48 162V163H49ZM141 162V161H140ZM175 162V161H174ZM184 162V160H183ZM187 162H188V159H186V165H187ZM194 162V161H193ZM208 162V160H207ZM238 164H239V161H237ZM235 162V163H237ZM256 162V163H257ZM58 163V162H57ZM86 163V162H85ZM90 163V162H89ZM173 163V162H172ZM171 163V164H172ZM190 163V162H189ZM197 163V161H196ZM231 163V162H230ZM229 163V164H230ZM248 163V162H247ZM25 164V162H24ZM95 164V163H94ZM178 164V163H177ZM180 164V163H179ZM183 163H181L180 165H182ZM258 164V163H257ZM23 165V163H22ZM33 165H34V162H33ZM32 165V166H33ZM86 165V164H85ZM89 165V164H88ZM134 165V164H133ZM147 165V166H148ZM208 165V164H207ZM210 165V164H209ZM233 165V163H232ZM37 166H40V165H37ZM43 166V165H42ZM87 166V165H86ZM136 166V165H135ZM138 166V165H137ZM148 166V168H149ZM235 165H233L234 167ZM241 165H239L240 167ZM23 166H21L20 168H22ZM36 167V166H35ZM35 167L33 169H35ZM45 167V166H43ZM42 167V168H43ZM48 167V166H47ZM52 168V165L50 166ZM91 167V166H90ZM94 167V166H93ZM132 167V166H131ZM232 167V168H233ZM243 167V166H242ZM241 167V168H242ZM19 168V167H18ZM17 168V170H18ZM27 168V167H26ZM41 168V169H42ZM85 168V167H84ZM134 170H135V167L133 166ZM225 168H227V166H225ZM231 168V169H232ZM240 168V169H241ZM246 168V167H245ZM244 168V169H245ZM25 169V168H24ZM88 169V167H87ZM93 170V174H98L100 173L96 166L95 168H92ZM142 169V168H140ZM144 169V168H143ZM251 169V168H250ZM15 170V169H14ZM38 170L40 171L39 169H35V171ZM149 170V169H148ZM246 170V169H245ZM253 170V168H252ZM4 171V170H3ZM2 171V172H3ZM24 170H22L23 172ZM27 171V170H26ZM43 171V169H42ZM139 171V170H138ZM229 171V170H228ZM1 172V171H0ZM14 172V171H12ZM133 172V171H132ZM244 172V171H243ZM255 172L254 171H250L251 176L253 175V173ZM258 172H255L258 173ZM17 173V172H16ZM41 173V172H40ZM114 173L116 174L117 178L116 180H119V183H120V189L122 190L123 193H127V192H130V191H134L135 188H136V184H139L137 182H134L131 178L130 175H128V173L124 170V169H120V170H115ZM144 173V172H143ZM142 173V174H143ZM229 173V172H228ZM231 173H232V170H231ZM241 173V172H240ZM250 173L248 174V176L250 175ZM9 174V173H7ZM11 174V172H10ZM95 174V175H96ZM101 174V173H100ZM100 174H99V177H100ZM130 174V173H129ZM132 174V173H131ZM141 174V173H139ZM149 174V172H148ZM147 174V175H148ZM245 174V173H244ZM2 175V174H1ZM0 175V176H1ZM5 175V173L3 174ZM2 175V176H3ZM145 175V176H147ZM240 175V174H239ZM243 175V174H242ZM257 175V174H256ZM6 176V175H5ZM10 175H8L9 177ZM78 176V175H77ZM92 176V175H91ZM98 176V175H97ZM131 178H130V177ZM140 176V175H139ZM238 176V175H237ZM241 176V175H240ZM254 176V175H253ZM7 177V176H6ZM12 177V175H11ZM80 177V176H79ZM90 177V176H89ZM96 176H94L95 178ZM135 177V176H134ZM150 175L148 176V179H149ZM239 177V176H238ZM244 177V176H243ZM247 177V176H246ZM244 177V178H246ZM83 178V176H82ZM93 178V177H92ZM141 178V177H140ZM143 178L145 180L146 177H144V174H143ZM152 178V179H153ZM252 179H250V177H248V179H250V182L254 181V177H252ZM74 179V178H73ZM77 180L74 181V184L73 187H71V189L69 188V190H71V192L69 191V194L70 196L66 199L67 202L71 201L72 197L73 196H77L80 200V204L82 205V209H81V212L79 213V217L77 219V222L74 226V228H72V230H70L67 235L65 234V236L61 235L60 233H58L57 237L59 236L60 234V237L59 238V241H62L60 240L61 237H66V239L68 240L67 242L69 243V246L70 248H72L73 252L75 253L76 256L73 255L72 252H70V256L73 255L74 257H76L75 261L77 260L78 261V264H103L105 262L104 261V258L107 259V257H105L106 253L109 252L111 250V245H110V242H113L111 240L114 239V235H117L119 236L121 233H122V230L121 229V223L120 222V215H119V210H121V203H119L116 207H114V209L110 212L111 215L109 216V218H100L98 216V214H96L94 212V204L92 203V199H91V194L90 193V183H87V182H84L81 178H78L76 177ZM89 179V178H88ZM242 179V178H241ZM257 180V178H255ZM93 180V179H92ZM142 180V179H141ZM147 180V179H146ZM57 181V180H56ZM94 181V180H93ZM140 181V179H139ZM240 181L242 182L243 180H239L238 183H240ZM142 182V181H141ZM245 182V181H244ZM58 183V182H57ZM93 183V182H92ZM91 183V184H92ZM118 183V182H117ZM147 183V182H146ZM155 183V185H156ZM241 184V183H240ZM238 184V185H240ZM61 185V184H60ZM244 185V184H243ZM146 186V185H144ZM242 186V185H241ZM142 187V185H141ZM239 187V186H238ZM263 187V188H262ZM139 188V187H138ZM157 188V187H156ZM54 189V188H53ZM58 189V188H57ZM57 189L53 190L55 192H53L54 194L57 192ZM119 189V190H120ZM68 190V189H67ZM120 190V191H121ZM139 190V189H138ZM160 190L158 192H160ZM259 190V191H260ZM148 191V190H147ZM144 192V191H143ZM141 193L142 195H144V193ZM157 192V193H158ZM263 192V191H260V193ZM59 193V192H58ZM100 193V192H99ZM114 193V192H113ZM120 192H118L117 194H119ZM253 193V192H252ZM97 194V193H96ZM116 194V195H117ZM255 194V193H253ZM63 195V193H62ZM157 195V194H156ZM61 196V194H60ZM65 196V195H64ZM101 196V195H100ZM248 196V197H247ZM252 196V195H250ZM259 196V195H258ZM257 196V197H258ZM63 197V196H61ZM135 197H136V201L138 202V206H139V209H140V213H141V222H144V223H147L148 222V217H149V210L148 208H146V202L143 200L142 196L136 191L135 192ZM256 197V198H257ZM260 197V196H259ZM64 198V197H63ZM75 198V197H74ZM77 198V199H78ZM94 198V197H92ZM99 198V197H98ZM242 198V197H241ZM251 197H249L250 199ZM95 199V198H94ZM113 199V198H112ZM122 199V198H121ZM146 199V198H145ZM238 199V198H237ZM235 199V200H237ZM76 202L77 200L74 199ZM78 200V201H79ZM117 200V198H116ZM147 200V199H146ZM151 200V199H150ZM243 201V199H240ZM252 200V199H251ZM64 201V200H63ZM66 202V203H67ZM98 202V201H97ZM117 202V201H116ZM245 202V200H244ZM237 203V202H235ZM61 204L63 205V203L61 202ZM74 204V202L72 203ZM199 205L200 207L203 205V204H208L209 205V209H206V211H201L200 208L199 209H196L197 205ZM80 205V206H81ZM96 205V204H95ZM105 205V204H104ZM77 206V205H76ZM98 206V205H97ZM149 206V205H148ZM64 207V206H63ZM208 208V207H207ZM217 208V210L219 209L220 211H215V209ZM237 208V206H236ZM76 209V208H75ZM78 209V208H77ZM135 209V208H134ZM77 211V210H76ZM78 212V211H77ZM67 213V212H66ZM65 213V214H66ZM135 213V212H134ZM137 213V212H136ZM222 214L223 213V219L222 217H220L218 214ZM244 213V212H243ZM109 214V213H107ZM63 217H64V214H62ZM77 215V214H76ZM243 215V214H242ZM222 216V215H221ZM67 217V216H65ZM64 217V218H65ZM107 217V216H106ZM138 217V216H137ZM259 217V218H260ZM2 218V217H1ZM261 221V219H260ZM1 222V220H0ZM3 222V221H2ZM67 222V220H66ZM257 226V225H256ZM4 223H1L0 224V244H4V241L3 239L5 240L6 236L5 234H7V232L4 234ZM136 227V226H135ZM70 229V228H69ZM68 231V230H67ZM63 233H65L63 231ZM11 236V234H8ZM13 235V234H12ZM50 235V234H49ZM55 235V234H54ZM5 236V237H4ZM35 236V235H34ZM123 236V235H122ZM196 236V237H197ZM33 237V236H32ZM38 237V235H37ZM50 237V236H49ZM56 237V236H54ZM53 235L52 237H50V239L52 238L53 239V242L56 240V238H54ZM27 239L29 237H26ZM121 238V237H119ZM14 239V238H13ZM36 239V237H35ZM51 239V241H52ZM63 239V238H61ZM66 239L64 238L63 239V242L66 243ZM130 239V238H129ZM198 239V238H197ZM48 246L50 244L49 247L52 246L53 248V242H51L50 240H48L46 238ZM45 240V241H46ZM58 240V239H57ZM3 241V243H2ZM34 241V240H33ZM44 241V242H45ZM128 241V239H127ZM29 242V241H28ZM32 242V238H31V241ZM39 242H40V239H39ZM55 243V242H54ZM60 243V242H59ZM65 243H61V245H64ZM200 243V242H199ZM42 244V243H41ZM41 244H40V247H41ZM52 244V245H51ZM31 245V244H30ZM37 245L38 242H37ZM34 247L36 250L38 248L37 251H39V253L41 252L42 250V247L39 248V247ZM43 245V244H42ZM4 246V245H3ZM45 246V245H44ZM67 246V245H66ZM21 247V246H20ZM23 247V246H22ZM22 247H21V252H23L22 250ZM60 247V246H59ZM1 248V247H0ZM24 248H26L24 246ZM33 248V247H32ZM32 249V251H34L35 249ZM46 248V247H45ZM55 248V246H54ZM57 248V247H56ZM63 248V246H62ZM61 250L63 251H66L64 250V248ZM88 248L90 249H93L94 252L90 253V254H94V257L93 258V261H89L88 259H86V254L89 255L87 253V250ZM194 248V247H193ZM4 249V248H3ZM28 249V248H27ZM24 252H26V250ZM89 249V250H90ZM2 250V248H1ZM35 250V251H36ZM43 250H44V247H43ZM42 250V252H44ZM47 250V249H46ZM51 250V248H50ZM55 250V249H54ZM68 250L70 249H67V252ZM19 251V252H18ZM56 251V250H55ZM59 251V250H58ZM175 251V250H174ZM16 252H18L19 254H21L20 252V248L19 250L16 249ZM15 252V256L13 254V256L16 258L18 257V254H16ZM23 252V253H24ZM31 252V251H29ZM41 252V253H42ZM37 253V252H36ZM38 253V254H39ZM46 253V252H45ZM50 253V252H49ZM59 253H61L59 251ZM58 253V255H59ZM37 254V255H38ZM48 254V253H47ZM46 254V255H47ZM64 254V253H63ZM197 254V252L195 253ZM36 255V256H37ZM41 255V254H40ZM43 255V253H42ZM41 255V256H42ZM56 255V254H55ZM55 255H53L54 257H56ZM0 256H2L0 254ZM37 257L38 259L40 258L41 260L40 261H43L42 260V257ZM48 256V255H47ZM62 256V255H61ZM68 253H67V257H68ZM106 256H109V255H106ZM193 256V255H192ZM31 257V256H30ZM51 257V256H50ZM49 259H52L50 258ZM65 257V256H64ZM197 257V255H196ZM194 256V259L196 258ZM3 258V257H2ZM14 258V259H15ZM20 258V257H19ZM24 258H25V255H24ZM29 259V257H27ZM44 258H46V256H44ZM43 258V259H44ZM66 258V257H65ZM73 258V257H72ZM161 262L160 264H165V262H167V256H165L164 254H162L161 256ZM13 259V258H12ZM27 259V260H28ZM32 259V258H31ZM48 259V257H47ZM47 259H44V261H46ZM58 259V258H57ZM57 259H53V262H55L54 260H57ZM60 259V257H59ZM58 259V261H59ZM67 259V258H66ZM91 259V258H90ZM105 259V260H106ZM199 259V258H198ZM26 260V259H25ZM26 260V261H27ZM34 260V257L33 259ZM64 260V258L62 259ZM5 261V259H4ZM4 261H0L2 264L4 263H7V262H4ZM7 261V259H6ZM14 260H12L13 262ZM15 261L17 262V264H20L22 262V264H25L26 262L23 263V261H20V259L16 260ZM36 261V259H35ZM34 261V262H35ZM50 261V260H48ZM52 261V260H51ZM66 261V260H64ZM72 261H74V259H72ZM194 261V260H193ZM8 262H11V259H8ZM11 262V263H12ZM31 262V260L29 261ZM38 262V261H37ZM36 262V263H37ZM38 262V263H39ZM47 262V261H46ZM53 262H50L53 264ZM60 262V261H59ZM10 263V264H11ZM28 263V261H27ZM35 263V264H36ZM37 263V264H38ZM42 263V262H40ZM56 264L58 263L57 261L55 262ZM54 263V264H55ZM63 263V262H62ZM66 263V262H65ZM77 262H75L74 264H76ZM15 264V263H14ZM31 264V263H30ZM44 264H46L44 262ZM68 264V263H67ZM263 264V263H262Z\"/></svg>", "mask_w": 264, "mask_h": 264}]
</instances>
